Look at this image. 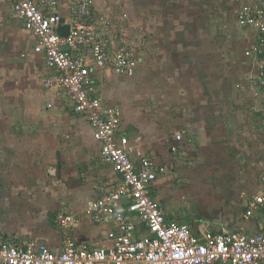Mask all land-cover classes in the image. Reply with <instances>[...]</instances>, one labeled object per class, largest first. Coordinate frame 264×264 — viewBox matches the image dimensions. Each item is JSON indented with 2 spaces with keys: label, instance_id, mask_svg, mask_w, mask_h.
<instances>
[{
  "label": "crops",
  "instance_id": "0c3cea01",
  "mask_svg": "<svg viewBox=\"0 0 264 264\" xmlns=\"http://www.w3.org/2000/svg\"><path fill=\"white\" fill-rule=\"evenodd\" d=\"M95 1L93 16L112 20L109 46L128 45L140 59L131 76L97 69V94L119 109L133 160L147 156L166 171L152 193L167 220L199 236L264 234V205L246 215L264 175L257 63L245 55L256 31L237 15L256 0ZM74 4L61 0L65 16ZM68 25L65 17L61 33ZM35 45L12 0H0V240L60 250L57 216L66 213L78 244L110 245L112 224H96L86 208L119 176L65 90L45 85L54 71Z\"/></svg>",
  "mask_w": 264,
  "mask_h": 264
},
{
  "label": "built area",
  "instance_id": "2783aa9c",
  "mask_svg": "<svg viewBox=\"0 0 264 264\" xmlns=\"http://www.w3.org/2000/svg\"><path fill=\"white\" fill-rule=\"evenodd\" d=\"M12 2L14 14L36 37L35 52L44 54L47 66L54 71L45 85L64 89L75 112L88 119L101 156L112 164L119 182L86 208L96 224H112L107 235L110 245L78 244L71 235L74 215L59 213L57 221L65 231L62 249L54 250L33 239L23 245L0 240V264H264V234L234 230L206 231L199 236L187 223L167 220L152 193L154 182L166 171L150 157L142 156L139 163L133 160L130 139L118 133L122 123L119 109L97 94V69L110 67L117 75L131 76L140 59L128 45L109 46L112 20L93 16L96 1L75 0L66 16L60 9L61 0ZM237 15L241 26L256 31L245 55L256 59V96L264 115V0L242 3ZM65 17L69 25L63 34ZM262 182L261 191L248 202L247 216L264 205V175Z\"/></svg>",
  "mask_w": 264,
  "mask_h": 264
},
{
  "label": "water",
  "instance_id": "95a60500",
  "mask_svg": "<svg viewBox=\"0 0 264 264\" xmlns=\"http://www.w3.org/2000/svg\"><path fill=\"white\" fill-rule=\"evenodd\" d=\"M171 150H172V148H171ZM242 159V158H241Z\"/></svg>",
  "mask_w": 264,
  "mask_h": 264
}]
</instances>
